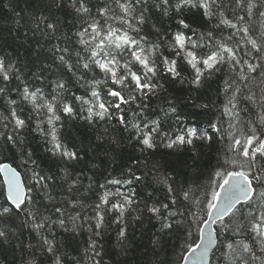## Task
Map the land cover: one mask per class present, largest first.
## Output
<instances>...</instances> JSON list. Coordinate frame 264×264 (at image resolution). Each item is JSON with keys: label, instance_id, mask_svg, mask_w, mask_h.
I'll use <instances>...</instances> for the list:
<instances>
[{"label": "trees", "instance_id": "trees-1", "mask_svg": "<svg viewBox=\"0 0 264 264\" xmlns=\"http://www.w3.org/2000/svg\"><path fill=\"white\" fill-rule=\"evenodd\" d=\"M86 2L92 15L96 16L99 6L104 3L112 4L113 0H86ZM154 3L155 0H148L147 9L144 11L146 22L139 26L140 35L147 36L149 44L160 43L159 37L162 34L167 33L171 36L177 31H183L196 39L193 30L197 33L206 32L212 26V21L197 9L190 11L185 9L182 15L170 11L165 16L154 6ZM72 4L73 0H62V7L56 8L53 0H0V58L15 65L13 69L15 75L10 74L12 75L10 81L5 82L0 78V87H6V92L0 94V116H8L11 107H15L17 114L26 121L25 127L19 132L18 143L6 144L0 139V162L9 163L16 168L26 186L34 184L33 170L46 176L55 175L57 182L53 191L56 198L54 201L44 199L43 194L38 189H34L28 195L36 203L27 204L25 211L19 214L12 212L9 216L0 218V230L7 232L6 239L0 238V264H28L31 260H35L36 264H52L50 254L37 250L39 237L30 227L24 226L23 221L28 210L39 208L42 214L51 215V209L61 205L72 214L79 212L81 216L79 223L84 225L78 230V234L72 231L66 232L59 225H52L54 239L59 253L63 255L64 264H75L77 259L83 264H92L85 256L91 234L87 231L88 224L83 217L92 216L94 213L91 208L84 210L73 208L68 200H80L85 205H94L99 202V196L104 191L113 194L109 197L110 201L115 202L122 197H130L133 201L123 217L124 225L127 226V239L123 247L117 238L118 230L122 225L113 223L119 215L117 212H105V227L102 229V235L93 237L102 248L104 264H180L184 253L198 240L199 230L208 211L207 202L211 201L210 181L218 165L223 163L227 152L229 141L224 130L227 129L232 118L224 110L227 98L222 89L224 79L228 78L226 72L215 73L210 78L206 73L202 77L201 85L197 87L190 83L194 78V70L186 63L183 56H175L174 51L167 44H162L153 58L157 59L158 64L161 53L169 59H176L180 77L173 78L160 64L154 82L163 85V88L157 89L155 95L149 94L142 105L138 103L122 105L123 110L118 113L115 109L111 110L113 112L111 119L94 117L92 121L84 119L89 105H84L85 110L82 111L81 102L76 101V111L73 115L65 114L60 105L56 106L57 115L61 117L59 121H54L59 141L64 148L79 155L78 160L62 159L58 154L53 155L50 151L53 147L49 135L52 126L47 123L46 109H41L38 115L32 103L23 101L19 92L26 84L30 91L40 88L45 98L51 100L52 95L55 94L54 81L63 80L66 88L62 95L66 100L72 101L75 97L92 100V81L103 80V74L97 69L95 77L88 73L83 79H78L82 70L73 69L74 75L66 66L59 63L56 59L58 54L52 51L53 45L56 44L61 47H81L76 36L81 27V17L76 14ZM139 11L138 7L133 15L138 16ZM17 13L19 16L16 15ZM116 14L122 15L118 8ZM41 15L47 16L50 21L56 23L58 30L54 34L43 25L40 29H36L30 23L33 16ZM180 19H185L191 30L184 29L179 24ZM255 19L253 17V21ZM109 23L115 28L127 27L121 25L119 21H109ZM130 23L135 24L136 21L130 18ZM230 31L225 29L224 34L227 35ZM130 35L136 36V33L130 32ZM198 51L206 53L209 49L203 48ZM125 58H128L127 54ZM74 60L75 57L73 62ZM121 63L123 64L124 61L122 60ZM139 68V65L133 64V70ZM16 75L20 79H16ZM109 86H113L110 80L107 85L102 83L96 86L102 102L113 100L107 96ZM249 87L256 94L257 102L253 104L242 100L238 107L247 108L248 111H241L240 115L245 122L255 121L256 127L264 130V126L259 121L262 112L259 101L261 95L259 79L249 84ZM12 99L17 101L14 106L8 103ZM37 102H41L39 98ZM170 105L176 107L175 113L169 111ZM200 105L207 107L202 108L199 107ZM117 115L123 117V122L116 118ZM151 121H159L163 126L162 130L173 136L185 134L190 129H195L197 136L192 137V144L168 148L165 141L158 143L155 149L141 152L143 145L136 139L132 125H142ZM4 122L0 121V131H3ZM212 124L216 127H212ZM201 135L210 139H200ZM114 138L116 143H113ZM28 153L32 154V159L36 161L35 165L23 162V158ZM134 160H138L139 163H133ZM259 163L264 164V159H260ZM65 168L71 173L72 179L79 178L80 181L74 185L71 193L60 179ZM129 170L141 176V180L133 179L131 184L107 183L112 179L124 181L132 178ZM162 174L174 177V186L178 189H193V195L202 201L197 207L190 201H183L181 197L178 205H170L173 211L177 209L185 211V215H177L174 218L175 222L171 229H163L162 221L147 211L153 204L159 206L161 202H168L165 200L162 186L158 185L155 179ZM100 185H104V188H100ZM253 185V204H257L264 187L255 181ZM115 193H120L121 197H117ZM3 206H10V203L7 201L0 175V207ZM243 207L247 209L248 206ZM192 212L197 213L198 220L193 219L190 215ZM164 214L167 215L166 210ZM55 218L56 216L53 215L52 219ZM223 220L227 224L230 217L227 216ZM68 227H71L70 223ZM215 229L217 243L210 264H238L232 258L230 250L226 248L225 242L246 239L248 234L246 232L238 234L231 229L225 230L220 221L215 223ZM45 235L52 238L47 228ZM29 244L34 247L29 248ZM257 255H261L258 249ZM253 264L260 262L254 261Z\"/></svg>", "mask_w": 264, "mask_h": 264}, {"label": "snow or ice", "instance_id": "snow-or-ice-1", "mask_svg": "<svg viewBox=\"0 0 264 264\" xmlns=\"http://www.w3.org/2000/svg\"><path fill=\"white\" fill-rule=\"evenodd\" d=\"M53 3L56 8L62 7V0H53ZM72 6L76 14L81 17V27L76 33L78 44L81 47H61L56 44L53 45L52 51L58 54L56 59L61 65L66 66L68 71L82 70L78 79H83L84 75L88 73L95 77L97 69L103 74V80L94 79L92 81V100L84 97H75L72 101L66 100L62 95L66 88L63 80L54 81L55 94L52 95L51 100L45 98L40 88L30 91L26 84L19 92L23 101L32 103L38 115L41 109H46L47 123L52 126L49 133L53 144L52 149H50L52 154H58L65 160L79 159L78 153L67 150L59 141L54 126V121H59L61 118L57 115V105H60L65 114L73 115L76 111L75 102L79 101L82 111L85 110L84 105H89L86 109L87 116L84 119L88 121H92L94 117L111 119L113 116L112 109L118 113L123 110L122 105L130 103L142 105L149 94L155 95L157 89L163 88V85L154 82L160 64L173 78L180 77L176 59H169L168 56L161 53L158 64L157 59L153 58L159 52L162 44H167L174 51L175 56H183L186 63L194 70V78L190 83L197 87L201 85L202 77L206 73L210 78L215 73L226 72L228 78L223 81L222 91L227 98L224 110L232 118L227 129L224 130L229 142L223 163L218 165L213 173V179L210 181L212 191L211 201L207 202L209 210L207 215L209 219L215 215L225 230L231 229L238 234L245 232L248 234L246 239L226 240L225 242L226 248L230 250L232 258L238 264H253L254 261L264 264V192L260 193V201L257 204H253L252 195L254 181L264 187V164L259 163L260 159H264V130L258 129L255 121L248 120L245 122L240 112H247L248 109L238 107L242 100L253 104L257 102L256 94L251 90L249 84L255 83L259 79L261 88L259 101L262 110L259 121L264 126V0H155L154 6L165 16L170 11L182 15L185 9L189 11L197 9L202 12L204 17L212 21V26L206 32L197 33L193 30L196 39L186 35L183 31H177L171 36L164 33L159 37L160 43L151 44H149L147 36L140 35L141 28L139 27L146 22L144 11L147 9L148 0H113L112 4L104 3L99 6L96 10V16L92 15L86 0H73ZM138 7L140 8L139 15L134 16L133 14L137 12ZM117 8L122 15L116 14ZM16 15L19 16V13ZM253 17L256 18L255 21H253ZM130 18L134 19L136 23H130ZM109 21H119L121 25L127 27L115 28ZM19 22L18 19L17 23L19 24ZM30 23L36 29H40V26L43 25L53 34L58 30L56 23L44 15L33 16ZM179 24L184 29H190L185 19H180ZM225 29H230V33L225 35ZM157 31L159 32V29ZM130 32L136 33V36L130 35ZM203 48H208L209 51L206 53L198 51ZM125 54L128 58H125ZM73 57H75L74 62ZM122 60L124 61L123 64L121 63ZM133 64L139 65L140 68L133 70ZM14 68L15 65L11 61L0 58V78L3 81H10L12 75H15ZM73 74L75 75V72ZM15 78L20 79L18 75ZM109 80L113 86L107 87V96L113 100L102 102L100 100L101 94L96 90V86L102 83L107 85ZM5 92L6 87H0V94ZM38 98L40 103L37 102ZM8 103L10 106H14L17 101L12 99ZM199 107L206 108L207 105H200ZM169 111L175 113L177 109L174 105H170ZM116 118L123 122L122 116L117 115ZM0 121H5L3 131H0V139H3L6 144L18 143L19 132L25 127L26 121L17 114V109L11 107L9 115L0 116ZM211 126L216 127L215 124ZM132 127L135 129L136 139L143 145L141 152L155 149L158 143H165V141L168 148L192 144V137L197 136L195 129H190L185 134L173 136L162 130L163 126L159 121H151L142 125L133 124ZM37 129H40L39 123ZM245 129L247 130L245 131ZM199 138L210 139L204 135ZM113 143H116L115 138ZM23 162L36 164L31 153L23 158ZM133 163H139V161L134 160ZM129 171L132 178L124 181L112 179L107 183L131 184L133 179L135 181L141 180V176L136 175L131 170ZM0 173L6 178V196L7 201L10 202V206L0 207V218L9 216L12 212L19 214L25 211L27 204L36 203L28 195L34 189H38L43 194V198L48 201L56 199L53 195L57 183L55 175L46 176L42 173H35L33 170L34 184L26 186L21 182V174L11 164L0 162ZM60 179L67 185L69 193L73 191L74 185L80 182L79 178H71V173L67 168L64 169V174ZM155 179L157 184L162 186L165 192V200L168 202H161L159 206L153 204L147 211L162 221L163 229H171L175 222L174 218L177 215H185V211L179 209L173 211L170 207V205H178L181 202V197L183 201H190L197 207L202 204V201L193 195V189L175 187L174 177L162 174L156 176ZM100 188H104V185H100ZM217 189H223L222 197ZM111 195L113 194L104 191L99 196V202L94 205H85L80 200H68L73 208H80L81 210L91 208L94 213L92 216L85 215L83 217L88 224L87 231L91 234L85 256L92 264H104L102 248L93 237L102 235V229L105 227V212H117L119 214L113 223L122 225L117 233V238L122 247L127 239V226L124 225L123 217L126 209L133 201L130 197H122V199L113 202L109 199ZM115 195L121 197L120 193H115ZM221 198L223 203L217 205L215 202ZM244 205L248 206L247 209L243 207ZM213 208H217L215 214L211 211ZM165 210L167 215L164 214ZM53 215L56 216L55 219H52ZM190 215L194 220H198L196 212H192ZM224 216L230 217L229 223H224ZM66 220L71 224L70 228ZM80 220L79 212L72 214L61 205L52 208L51 215L42 214L39 208L28 210L23 224L30 227L39 237L38 251L50 254L52 264H64L63 255L59 253L54 239L52 225H59L66 232L72 231L78 234V230L84 227L83 224L79 223ZM46 228L52 238L45 235ZM200 231L203 232L204 229H200ZM209 235L211 236V234ZM0 238H7L5 230H0ZM28 247L34 246L29 244ZM200 248L201 245L198 244L192 249L193 264H201L206 255V247L204 251L197 252V249ZM257 249L261 253L259 256ZM28 264H36V262L31 260ZM75 264H83V262L77 259Z\"/></svg>", "mask_w": 264, "mask_h": 264}, {"label": "water", "instance_id": "water-1", "mask_svg": "<svg viewBox=\"0 0 264 264\" xmlns=\"http://www.w3.org/2000/svg\"><path fill=\"white\" fill-rule=\"evenodd\" d=\"M0 175H1V178L3 180L4 191H5V195H6V178L4 177V175L2 173H0ZM20 179H21V182L23 183L21 175H20ZM217 191H219L221 193V197H222L223 196V189H217ZM6 198H7V196H6ZM215 203L217 205H220L223 203V199L221 198L220 200L216 201ZM208 211H207V213H208ZM211 211L213 212V214H215V212L217 211V208H213V209H211ZM226 217L227 216H224L223 219H225ZM204 221H207V223H204ZM204 221H203L201 228H200V229H204V231L203 232L199 231L198 240L196 241V243L193 246H191L184 253L182 261L180 264H193L192 249H194L196 247V245H198V244L201 245V248L197 249V252L204 251L205 247L207 249L206 255H205L203 261L201 262V264H210V260L212 257L211 255H212V252L214 251L216 243H217V234H216V229H215V223L218 222L219 220H217L215 218V215H213V217L211 219H209L208 215H206ZM209 234H211V236Z\"/></svg>", "mask_w": 264, "mask_h": 264}, {"label": "bare ground", "instance_id": "bare-ground-1", "mask_svg": "<svg viewBox=\"0 0 264 264\" xmlns=\"http://www.w3.org/2000/svg\"><path fill=\"white\" fill-rule=\"evenodd\" d=\"M200 231V230H199ZM217 234V233H216Z\"/></svg>", "mask_w": 264, "mask_h": 264}]
</instances>
